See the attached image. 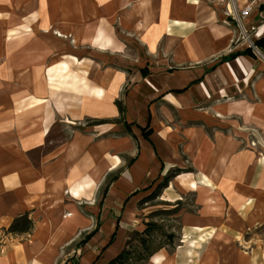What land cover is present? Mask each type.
Returning <instances> with one entry per match:
<instances>
[{
  "label": "crops",
  "instance_id": "0c3cea01",
  "mask_svg": "<svg viewBox=\"0 0 264 264\" xmlns=\"http://www.w3.org/2000/svg\"><path fill=\"white\" fill-rule=\"evenodd\" d=\"M39 1L0 0V6L5 7L4 11L18 5L30 9ZM46 1L51 0H42ZM127 7L116 20L110 15L100 21L90 19L97 24L89 25L84 33L77 25L66 31L57 20L55 34L60 39L73 37L76 41L68 51L66 47L55 50L45 45L36 52L28 33L25 46L20 48L16 39L24 31H20L18 24L16 29L2 30L5 20L4 13L1 15L0 264H59L69 253L67 248L73 250L80 236L94 229L98 220L97 231L76 251L78 264H104L121 250L130 228L128 224L137 214L134 209L138 194L152 185L156 177L161 178L178 149L174 126L165 120L161 122L153 110L158 104L173 102L170 100L174 93L169 91L174 88L185 87L190 102L212 108L220 121L225 118L234 122L221 128L226 138L221 144L218 140L216 148L224 150L231 159L232 164L226 161L227 166L233 165L231 173L235 171L231 178L239 177L237 174L243 166L255 165L247 172L246 183L241 180L239 185L250 196L264 194V169L258 172L256 168L264 162L250 163L247 151L252 147L246 143L248 137L256 139V145L258 139H264V46L254 57L241 54L219 61L230 52L251 47L239 41V29L226 16L223 4L212 7L207 0H127ZM17 14L14 15L17 20L21 16L33 21L30 13ZM258 18V13L252 14L243 19V25L249 27L250 22H259ZM115 22L122 34L117 45ZM3 32L9 34L4 36ZM261 37H264V23L252 35V42ZM83 38L94 41L77 45ZM169 38L172 43L167 45ZM2 39L6 40L5 45ZM94 47L97 49L94 53L107 60L110 54H126L131 48L134 53L143 54L139 61L135 57L124 58V65H163L148 59L147 54L173 51L179 52L187 65L172 70L139 66L117 76L98 55H93L97 56L93 57L96 61L85 60L92 53L84 57L83 49ZM145 71L149 73L147 76ZM138 76L147 79L132 86L131 109L125 97L126 109L131 112H126L132 120L144 125L149 103L151 142L140 141L138 157L104 185L103 190L106 186L107 190L105 195L102 190L101 208L99 189L116 167L121 168V163L115 161L113 145L100 157L102 139L92 129H82L79 123L84 117H108L107 109L113 116L115 85L124 84L132 77L141 79ZM137 106L143 112L137 111ZM55 124L59 125L61 134L58 139L50 136ZM206 134L204 129L188 131L185 145L192 152L193 162L199 161L196 168L200 172L197 177L188 175L185 180L181 175L174 177L170 182L172 188L179 190L177 183L183 189L199 190L203 196L208 192L207 197H215L210 190L224 186L228 180V176L206 171L205 162L213 144ZM127 138L124 135L123 140ZM104 139L108 141V137ZM83 203L89 207L88 216L81 214ZM221 207L203 206L195 214L183 212L180 242L171 252L158 251L147 264H255L253 256L228 253L226 240L220 234L218 241L211 240L214 254L208 252L212 243H206L203 235L197 237V233L205 230L228 229L230 223L218 216ZM23 213H28L33 221L31 231L9 233L7 229L13 219Z\"/></svg>",
  "mask_w": 264,
  "mask_h": 264
},
{
  "label": "rangeland",
  "instance_id": "374dc122",
  "mask_svg": "<svg viewBox=\"0 0 264 264\" xmlns=\"http://www.w3.org/2000/svg\"><path fill=\"white\" fill-rule=\"evenodd\" d=\"M207 2L212 7H215L216 5V3H210L208 0ZM126 8L128 9L127 0H51L50 3H47V1L44 3L42 0H40L39 3L34 4L30 9L26 8L25 6L19 7L18 5L9 7L8 11H4L5 7L0 6V19L1 15L4 13L5 21L2 23V30H9L11 28L16 29L18 24L20 31H24L23 33L19 32V37L16 39V42L20 48L25 46L27 42L26 33H28V35L32 37L29 42L34 44L36 48L35 50L37 52L40 47L45 45H51V47H53L55 50H58L59 47L61 49L66 47L67 49L68 47H73L75 45L76 41L73 37L60 39L57 34H55L54 24H56L57 20L62 22L61 25L66 27V31H71L72 28L74 29L77 25L79 30L82 29L81 33H84L89 25L95 23L92 22V20L90 22V19H94L93 21H97L98 19L100 21L103 19V17L110 15L116 20L117 18H121L123 11ZM17 13L19 15L30 13L33 15V21L28 22L26 21V18H22L21 16H19L17 20V17L14 16ZM74 19H77L78 21H75ZM103 28L106 29L104 24ZM119 28L120 27L118 26L117 22H115V30L118 37L115 38V45L118 44L117 40H122V34L119 31ZM7 33L8 32H3V35L5 36ZM32 40L34 42H32ZM60 40L61 42H59ZM93 41L94 39L83 38L81 39V42H77V45H81L82 43L84 44L86 42L91 44ZM239 41L248 43V41L242 38H240ZM7 42L9 41L7 40ZM130 42L132 46H135L133 41ZM3 44H6V40H3ZM93 46L95 45H92V47ZM131 49L133 50V48ZM131 49L126 50V54H110L109 59L107 60L106 58L101 57L102 55L94 53L97 50L95 47L89 49L85 48L83 49V56L85 57V54L90 55V53H92V56H87L88 59L85 60L87 62H93V60H97L96 58H93L97 56L93 55H98L99 59L104 61L105 65H109L110 68L113 69L110 70L114 71L115 75L117 76L120 75L121 72H132L133 70H137L139 66H144L146 68L158 66L162 67L161 70H172L174 68H186L187 65L185 59H183L181 54L177 51L164 54H161L160 52H158V54H147L148 59L160 61V63L163 65H124V58L130 59V57H135L136 60L139 61V57H143V54H136ZM257 50L260 51L258 48ZM257 50H255L254 53L259 55ZM175 63L178 64L176 65ZM144 73V76L149 74L146 71ZM144 76H138V78H141L138 80H136L137 77H132V80L130 79V81L124 82V84L115 85L114 87V92L116 95V98L114 99V105L115 100H120L122 102L125 107L124 117L127 122H131L133 120L131 117L127 116L126 111L128 110L126 109V99L127 102L129 100L128 105L129 109H131L132 95H130L129 91L132 90V86L137 84V82L147 79ZM116 81L117 80L115 79V82ZM184 89L185 87H180L170 90L169 92L174 93L173 98L170 100L173 102H164L163 106L158 104L153 108L154 114L158 117V119L161 122L163 120H165V122H169L167 124L174 126V131L178 133V149L176 150L174 160L169 166L165 168L163 175L172 172L173 169L177 167L182 169V172L176 175H181V179L185 180L188 175L194 177L199 175L200 171L196 168L199 161L195 159L196 163L193 162L192 152L187 150L185 141L188 138V131L204 129V131L207 133L206 135L210 137L213 143L211 144V149L208 151L209 157L205 162L206 171L213 174L228 176L229 178L226 182H224L225 187L220 185V187H217V189L214 187L215 189L210 190L212 194L217 195L215 197H207L206 193L208 192H204V195L206 196L205 197L203 196V192L199 190L196 191L183 189L182 187L178 186L177 183H175L176 187H179V190H177L175 187L172 188L170 180L168 186L161 191L159 196L138 206L137 201L141 198L140 196L149 190H143L140 192L137 196L138 198L135 203L136 207L134 209L136 211L135 213L137 214L135 217H133L131 222H129L128 226L130 228L127 230L124 236V244L122 248L125 246V241L127 240L128 243L125 247L129 251V254L124 257V263L147 264L150 258H152V256L158 251L166 249L168 252H171V250L175 247V244L180 242V233L182 230L181 215L183 212L195 214L194 212L203 206H222L220 208L222 213L218 216L225 218L227 223H230L228 224L229 226H227L228 229L205 230L197 233V237H201V235H203L205 236L204 240L206 243H212L211 240L215 242L218 241V235L220 234L221 238L226 240L225 247L228 253H244L246 255L253 256V258L256 260L255 264H264V194L259 192L255 193L253 196H250V192L244 190L239 185L241 180L246 183L248 180L246 177H248V173L255 167V165H252V168L251 166H246L247 168L243 166V170L241 172L239 170L240 173L237 174L239 177L237 176L235 178H231V174L233 175L235 173V171L234 173H231L233 172V168H231L233 165H226V161L232 164L231 159L229 160V158L225 156L224 150H217L216 142L220 140L221 144V142H223V140L226 138V133H224L221 128H224L230 124L232 125L234 122L231 121V119L225 118L220 121L218 117L215 116L217 113L212 108L193 104L189 100L188 92H185ZM147 107L148 110L145 112V115H147L146 117L148 118L150 112L149 103L147 104ZM136 109L137 111L139 109V111L143 112L142 108H138V106ZM128 112L130 113L131 110ZM106 113L109 115L108 117H84L79 123V126L82 129H92L99 137V140L102 139L103 143L99 146L100 157L102 155H106V149H110L112 147L111 145H113L115 161L116 163H121L119 164L121 168H118L119 166L116 167L115 170L107 176L106 181L99 189L98 203L99 206L101 205V208V194L104 185L115 179L119 172L124 170L122 168H128L127 165H131L133 163L134 159L138 157V152L140 151V141H146V139L142 136L140 128L137 127L136 124H132L129 128H126L123 123L117 122L120 116L116 105L115 114L113 116H110L108 109L106 110ZM100 119H105L107 121L99 124L95 123V120ZM146 122L144 125L140 126H145ZM124 135L125 137H128V140H123ZM50 136L52 139H58L59 136H61L59 133L58 124H55L52 127ZM107 137L108 141H105L104 138ZM111 138H113V142L111 141ZM258 140L259 143L256 145V139H251L250 137L246 138V143L252 147H250V151H247L250 157L249 159H251L250 163H254L255 161L258 163L264 162V139ZM107 144L109 146H107ZM151 152H154V147L151 148ZM256 168H258V172H261L264 169V165L258 164ZM240 174L242 176H240ZM161 178L156 177L152 185H150L153 187L156 181L160 180ZM247 184H249V182ZM192 185L195 187V183H192ZM137 193L138 191L135 192V194ZM177 203L179 204V210L173 214L163 212L156 213L158 210L174 208ZM80 206L81 214L83 216H88L89 214L87 211L89 207L87 204L83 203ZM209 216L212 217L213 215ZM216 221L221 222V219H216ZM216 225H218L216 227L219 228V224L217 223ZM84 236L85 234L80 236V239L73 246V250L70 246L67 248V252L69 253L65 256V258H63L62 261L59 262V264H78L76 251L79 247H82L79 245V241ZM211 246V250L208 252L214 254V250H212L215 249L213 243ZM109 260L104 264H107Z\"/></svg>",
  "mask_w": 264,
  "mask_h": 264
},
{
  "label": "trees",
  "instance_id": "16d2710c",
  "mask_svg": "<svg viewBox=\"0 0 264 264\" xmlns=\"http://www.w3.org/2000/svg\"><path fill=\"white\" fill-rule=\"evenodd\" d=\"M253 44L258 49H261L264 46V37H261V38L256 39L253 42ZM241 54H247V55H250L252 57L255 56V53H254L253 49L248 46V47H245L244 49H242L240 51L230 52L229 54H227L225 56H222L219 61L220 62H223L225 60L233 59L236 56L241 55ZM115 105L117 107V110H118V113H119V116H120L118 118V121L117 122L123 123L126 128H129L132 124H136L137 127L140 128V130L142 132V136L146 140H148L149 142H151V140L149 138V135L152 132V128L149 126V122H150V112H149V115H148V118H147L146 125L145 126H140L134 120L131 121V122H127L126 121V119L124 117L125 107H124V105L122 104V102L120 100H115ZM106 121L107 120H105V119H100V120H95V123H98L99 124V123H103V122H106ZM180 172H182V169L179 168V167H177V168L173 169L172 172L163 175L162 178L155 184V186L153 188L150 185V186H147L145 189H143V190H150L152 188L149 193H147L146 195H144L143 197H141L137 201V205L139 206L142 203H144V202H146L148 200L154 199L157 196H159L160 193H161V191L168 186L170 180H172ZM106 190H107V186L103 190V195H105ZM178 206H179V204L177 203L174 208L158 210V211H156V213L163 212V213L173 214V213H175V212H177L179 210V207ZM32 226H33V221L28 216V213H23V214H20V215H18L17 217H15L13 219V221L9 225L7 231L9 233H24V232L30 231L31 228H32ZM98 226H99V220L96 222V225H95L94 229H92L89 233H87L79 241V245H83L94 234V232L97 231ZM145 230H147V229H145ZM110 241H111V239H110ZM127 243H128V241L126 240L125 241V246L127 245ZM125 246L119 251V253H117L113 258H111L107 264H114V263L125 264L124 263V257L129 254V251L126 249Z\"/></svg>",
  "mask_w": 264,
  "mask_h": 264
},
{
  "label": "built area",
  "instance_id": "2783aa9c",
  "mask_svg": "<svg viewBox=\"0 0 264 264\" xmlns=\"http://www.w3.org/2000/svg\"><path fill=\"white\" fill-rule=\"evenodd\" d=\"M216 5H224L225 14L228 18L235 21L239 29V38L248 41L251 48L255 51L257 47L252 42V35L260 29L264 23V0H208ZM241 3V6H240ZM259 14V22H250L249 27L243 25V19L252 14ZM258 51V50H257Z\"/></svg>",
  "mask_w": 264,
  "mask_h": 264
},
{
  "label": "bare ground",
  "instance_id": "6f19581e",
  "mask_svg": "<svg viewBox=\"0 0 264 264\" xmlns=\"http://www.w3.org/2000/svg\"><path fill=\"white\" fill-rule=\"evenodd\" d=\"M212 16H214V13H213V12H212ZM171 41H172V40H171L170 38L167 39V45H170V44L172 43ZM258 52H259V51H258ZM259 54H260V52H259ZM158 181H159V180H157L156 183H157ZM156 183H155V184H156ZM155 184L153 185V187L155 186ZM153 187H152V188H153ZM152 188H151V189H152ZM151 189H150V190H151ZM150 190L147 191V192H145V194L143 193L140 197H142V196L146 195L147 193H149Z\"/></svg>",
  "mask_w": 264,
  "mask_h": 264
}]
</instances>
